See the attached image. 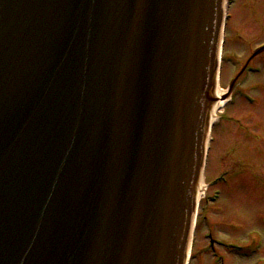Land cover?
Instances as JSON below:
<instances>
[{"label":"water","instance_id":"1","mask_svg":"<svg viewBox=\"0 0 264 264\" xmlns=\"http://www.w3.org/2000/svg\"><path fill=\"white\" fill-rule=\"evenodd\" d=\"M222 0H0V264H183Z\"/></svg>","mask_w":264,"mask_h":264},{"label":"rangeland","instance_id":"2","mask_svg":"<svg viewBox=\"0 0 264 264\" xmlns=\"http://www.w3.org/2000/svg\"><path fill=\"white\" fill-rule=\"evenodd\" d=\"M228 12L218 77L222 87L241 70L248 55L252 59L253 45L264 38V0H231ZM261 68L264 71V63ZM246 72L225 110L219 109L224 115L217 111L230 130L222 133L215 124L207 164L209 171L214 170L210 175L222 169L225 177L211 186L218 195L209 190V201L203 195L200 199L190 264H219L220 259L224 264H264V72L257 75L251 66ZM231 114L232 120H227ZM221 120L222 116L219 124ZM204 214L212 221L210 231L218 241L214 249H208Z\"/></svg>","mask_w":264,"mask_h":264},{"label":"flooded vegetation","instance_id":"3","mask_svg":"<svg viewBox=\"0 0 264 264\" xmlns=\"http://www.w3.org/2000/svg\"><path fill=\"white\" fill-rule=\"evenodd\" d=\"M228 18H229V16L227 17V20H226L225 29H226V26H227ZM253 47H254L253 48V52H252L253 53V57L250 60V57L251 56L248 55L247 58H246V60L243 61V64H241V73H243L247 67H250L251 66L252 67V70L255 73H259L257 75H260L261 76L260 73L261 72H264L262 70V68H261V65L264 63V38L258 40L253 45ZM250 86H252V85H250ZM242 93H246V92L242 89ZM232 118H233V114L227 115V117H226L227 120H232ZM217 125H219L217 129L219 131H221L222 133L223 132H228L230 130L229 125H228V123L226 121L225 122L221 121V123L220 124L219 123L216 124V126ZM216 126H215V128H216ZM215 128H214V132H215ZM215 138H216V133L212 136V139L210 141V145H209V149H208V154H207V161H208V157H209V155L211 153V150H213V141L215 140ZM208 169H209V165L206 163V168H205V179L207 181V186L205 188L206 191L210 190L211 189V186L213 184L221 181L225 177L224 173L222 172V169L217 170V172L214 173V174H212V175H210V173L214 172V170H210L209 171ZM214 191H219V190L217 188H215L211 192H214ZM205 221H206V224H207L206 235L208 237V242H207L209 244L208 248L214 249L213 244H214L215 240H214V238L212 236V233L210 231L212 221L207 217L206 214H205ZM211 263L212 264H215L216 262L213 261ZM219 264H224V261L221 260Z\"/></svg>","mask_w":264,"mask_h":264},{"label":"bare ground","instance_id":"4","mask_svg":"<svg viewBox=\"0 0 264 264\" xmlns=\"http://www.w3.org/2000/svg\"><path fill=\"white\" fill-rule=\"evenodd\" d=\"M223 91H224V89L220 85L216 84V95L219 98H218V100H217V102L215 104V107H216V105L221 104L224 101V100L220 99V97L222 96L221 94L223 93ZM213 111H214V109H213Z\"/></svg>","mask_w":264,"mask_h":264}]
</instances>
